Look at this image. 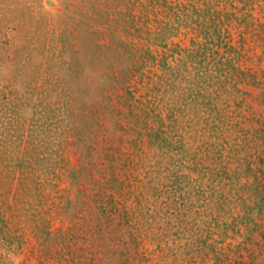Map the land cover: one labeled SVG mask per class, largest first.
Returning <instances> with one entry per match:
<instances>
[{
	"label": "rangeland",
	"instance_id": "rangeland-1",
	"mask_svg": "<svg viewBox=\"0 0 264 264\" xmlns=\"http://www.w3.org/2000/svg\"><path fill=\"white\" fill-rule=\"evenodd\" d=\"M0 264H264V0H0Z\"/></svg>",
	"mask_w": 264,
	"mask_h": 264
}]
</instances>
